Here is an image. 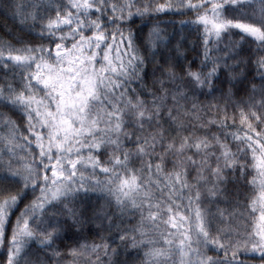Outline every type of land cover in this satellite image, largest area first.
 Wrapping results in <instances>:
<instances>
[{
    "label": "snow or ice",
    "instance_id": "snow-or-ice-1",
    "mask_svg": "<svg viewBox=\"0 0 264 264\" xmlns=\"http://www.w3.org/2000/svg\"><path fill=\"white\" fill-rule=\"evenodd\" d=\"M2 6L42 43L0 38V108L26 121L0 111V264H128L121 251L140 264H264V0ZM186 28L202 29L195 70ZM217 92L223 106L201 102ZM249 153L259 220L242 235L219 185ZM214 220L228 224L215 236ZM89 225L107 233L101 243Z\"/></svg>",
    "mask_w": 264,
    "mask_h": 264
},
{
    "label": "trees",
    "instance_id": "trees-1",
    "mask_svg": "<svg viewBox=\"0 0 264 264\" xmlns=\"http://www.w3.org/2000/svg\"><path fill=\"white\" fill-rule=\"evenodd\" d=\"M5 0H0V38L12 40V42L15 44L16 41L13 40V37L10 33L15 34L17 37H23L26 41H30L36 44L42 43L40 41L39 37L35 35V33H30L28 29L24 28L22 30V26L19 23L18 18L13 17L10 11H6L5 8L2 6L4 4ZM25 3H27V0H24ZM163 2V0H161ZM160 19L163 20H171L175 19L177 21L181 19H194V14L189 13L188 15L184 17H171V16H161ZM141 21H137V25H134L133 27L135 28L136 26H139ZM153 23H155V20H153ZM164 27H167L166 25H162ZM150 27V26H149ZM177 28H179V24H177ZM171 31V28L168 29ZM148 29L144 30V33L146 35ZM202 33V29H201ZM201 33H197L192 31L190 28L184 29V35L187 37V43H185L183 47V52L187 56V61H194L193 67L194 70L198 67L199 64V59H200V53L202 51V41L200 39ZM232 39L239 40L238 36H233ZM43 43H46V41H43ZM17 47L21 45H16ZM193 46L195 48L193 49ZM252 48H255V45H252ZM184 57L180 58V63H184ZM152 70L153 66L149 65L147 68L148 76L146 77V83L151 90L152 88ZM19 71V70H17ZM179 71V69H177ZM0 75H3L0 73ZM11 75V74H9ZM220 93L217 92L215 94V97L212 96H205L201 98V102L203 104H208V103H221L223 106V102L219 100ZM148 99H151V97H148ZM0 111L8 112L9 115L12 116V119L16 120L18 124H20L21 129L23 130L26 127V121H24L21 116L15 112H11L8 109L5 108H0ZM207 119L214 118L213 113H215V108L209 109ZM229 115L233 112V108L231 105H229L228 108ZM239 122V119L237 118V123ZM213 131L219 132L218 129H213ZM227 131H235V129L229 128ZM27 134V133H25ZM223 138V137H222ZM227 143L232 144V140L230 137L227 138L226 140ZM131 147V146H130ZM235 145L233 144V151H235ZM241 163H247L249 165L247 170L243 169H238L236 171L232 172H225L226 176V182L219 185V187L222 189V192L219 194V200L220 201H228V203L221 202L219 203L220 208H227L229 209L230 212L235 211L240 214H237L232 217L231 219V228L234 231L240 232L242 235L245 232H251L254 228L256 223L259 220V212L254 213L253 215L249 214V206L251 205L252 200L258 195L259 190L254 188V186L251 185L250 181L252 180L253 176L255 175L254 170L251 168V164L253 163L251 158H250V153L248 158L242 159ZM136 168H139V162L135 164ZM168 168H171V165H168ZM207 187H211V185H208ZM203 191V189H202ZM38 194V193H37ZM93 200L95 198L93 197ZM28 203V201H25V204ZM103 203V201H101ZM202 207H211V210L213 213H215V205L210 204L208 199H204ZM23 206H21L22 210ZM19 215V212H16L15 215L12 217L11 221V226H14L15 224V218L16 216ZM217 224H219V227L224 228L228 227L227 222L225 223H219L218 221L214 220L213 221V235H217L215 229ZM88 229H86L85 235L89 242H95L97 244L101 243V236H106L107 233L104 231H100L99 235L97 234V229L94 225H89L87 226ZM8 235L10 236V228ZM59 244L60 242L57 241ZM65 244H71V240H65ZM111 243V241H109ZM112 247H116L115 244H112ZM61 251H65L63 246H61ZM208 255L215 256L216 253L209 251ZM244 259H247L250 261V264H259V258L258 254L256 256H247V257H241ZM5 259V256L3 255V249H0V262H2ZM119 259L121 261H128V264H140V261L143 260L142 253L139 257H136L135 253L131 255H126L123 251H121V254L119 256Z\"/></svg>",
    "mask_w": 264,
    "mask_h": 264
}]
</instances>
